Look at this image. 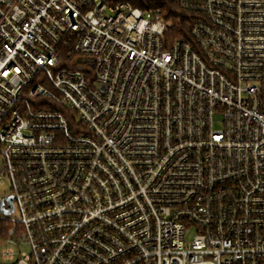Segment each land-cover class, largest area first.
Returning <instances> with one entry per match:
<instances>
[{
    "label": "built area",
    "instance_id": "2783aa9c",
    "mask_svg": "<svg viewBox=\"0 0 264 264\" xmlns=\"http://www.w3.org/2000/svg\"><path fill=\"white\" fill-rule=\"evenodd\" d=\"M155 1L0 0L6 261L264 264V0Z\"/></svg>",
    "mask_w": 264,
    "mask_h": 264
},
{
    "label": "trees",
    "instance_id": "16d2710c",
    "mask_svg": "<svg viewBox=\"0 0 264 264\" xmlns=\"http://www.w3.org/2000/svg\"><path fill=\"white\" fill-rule=\"evenodd\" d=\"M155 8L160 9L161 15L167 23V29L164 35L166 46L178 38L191 39V26L193 23L203 17L205 14L197 7H184L180 0H156L153 3ZM74 55H65L64 60H71ZM72 62V61H71ZM42 100H47L43 97ZM11 223L0 212V237H5ZM14 264V263H0Z\"/></svg>",
    "mask_w": 264,
    "mask_h": 264
},
{
    "label": "rangeland",
    "instance_id": "374dc122",
    "mask_svg": "<svg viewBox=\"0 0 264 264\" xmlns=\"http://www.w3.org/2000/svg\"><path fill=\"white\" fill-rule=\"evenodd\" d=\"M1 162H2V158L0 157V165H1ZM9 194H10V186H9L8 181L6 179H0V197L9 195ZM6 237L7 235L5 237H0V263H4V262L14 263L13 260L6 261L3 257V250L8 246L13 248L15 252L17 253L19 250L26 251L28 254L31 253V247L28 244L22 243L19 246L16 243H11V242L7 243L5 240Z\"/></svg>",
    "mask_w": 264,
    "mask_h": 264
},
{
    "label": "water",
    "instance_id": "95a60500",
    "mask_svg": "<svg viewBox=\"0 0 264 264\" xmlns=\"http://www.w3.org/2000/svg\"><path fill=\"white\" fill-rule=\"evenodd\" d=\"M7 203L8 207H5V204ZM13 210V196L10 195L6 198V200H0V212L9 214Z\"/></svg>",
    "mask_w": 264,
    "mask_h": 264
}]
</instances>
